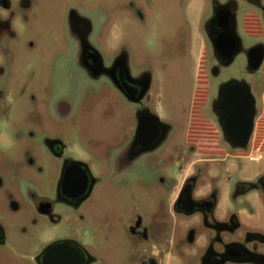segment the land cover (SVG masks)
I'll return each mask as SVG.
<instances>
[{"label": "rangeland", "instance_id": "rangeland-1", "mask_svg": "<svg viewBox=\"0 0 264 264\" xmlns=\"http://www.w3.org/2000/svg\"><path fill=\"white\" fill-rule=\"evenodd\" d=\"M9 1L17 12L10 36L4 34L0 44L7 51L0 54V224L5 231L0 264H30L46 242L59 238L80 242L93 264H144L143 249L168 232L164 210L174 178H181L173 175L179 169L194 179L213 177L204 188L215 194L216 220L228 223L235 217L241 234L262 235L256 240L241 235L245 249L259 257L232 264H264V188L256 180L264 176V146L262 153L248 151L259 159L234 158V149L224 145L225 158L196 162L199 157L185 140L198 109L215 123L212 104L229 81L248 87L264 126V57L255 68L246 57L252 48L264 51V0ZM218 6L229 7L239 41L226 65L215 59L205 30ZM74 14L89 21L90 42L101 56L123 54L132 77L148 76L140 103H127L82 69L67 26ZM201 69L207 85L200 82ZM202 85L208 95L198 106ZM141 108L155 113L168 132L155 151L121 169L131 115ZM47 141L60 142L62 156L84 163L94 179L77 209L55 204V223L30 208L33 193L53 200L59 180L62 162L47 150ZM239 182L257 187H238ZM17 190L24 194L22 202ZM136 217L141 224L131 234ZM143 228L149 234L145 241L138 239Z\"/></svg>", "mask_w": 264, "mask_h": 264}, {"label": "flooded vegetation", "instance_id": "flooded-vegetation-1", "mask_svg": "<svg viewBox=\"0 0 264 264\" xmlns=\"http://www.w3.org/2000/svg\"><path fill=\"white\" fill-rule=\"evenodd\" d=\"M16 8L11 9L9 0H0V44L5 39L4 34L12 31L11 20L16 16ZM227 22V23H226ZM70 37L76 41L77 56L82 69L89 75L91 81L105 84L119 94L127 103H140L147 91L149 78L147 75L132 77L129 73L128 60L123 54L108 58L103 57L90 42L93 30L89 21L77 14L72 15L67 21ZM233 29V20L228 6H218L213 11L211 19L206 23V37L212 42L219 36H226V42H230V29ZM234 32V29H233ZM239 46H235V54ZM7 51L0 46V54ZM215 59L226 65L229 62L215 53ZM234 54V55H235ZM233 55V56H234ZM264 57V56H263ZM201 84L207 85V76H204L203 70L199 71ZM102 79V81H101ZM230 83L229 86L249 92L250 98L242 104L243 113L251 119V129L246 138L235 140L231 138L225 126L227 125V115L222 107L223 85ZM221 85L218 89L216 99L213 101L212 108L216 121L209 123L201 114V108L197 110L195 116H192L189 128L186 132V144L199 157L196 162H208L213 159H223L227 152L224 145L233 148L232 156L234 158L259 159L246 154V149L253 150L254 153H262V141L259 135H256V124L262 113L257 117L255 115L254 100L248 87L241 82L229 81ZM235 85V86H234ZM206 86L199 87L197 96L198 106L205 104L208 91ZM227 87H224V90ZM221 90V92H220ZM225 116V118L223 117ZM243 125L239 132H242L245 126V116H243ZM138 122L140 129L136 133ZM168 132L167 126L161 123L155 113L146 108H141L131 115L129 124V136L124 151L119 155V167L130 164L135 158L143 154L152 153L165 140ZM242 137V136H241ZM240 138V137H239ZM47 150L55 159L62 162L60 176L55 188L53 200L42 195L31 194L30 208L36 217L42 218L46 223H55L58 216L54 214L55 204L61 203L73 209H77L88 197L94 184V179L84 163L71 161L64 158L63 146L58 141H47L45 143ZM221 152V153H220ZM249 153V152H248ZM192 162L191 164H193ZM180 170V169H179ZM175 170L173 175L181 178H174L170 195L167 196V209L164 213L169 220V229L162 240L143 249L145 256L144 264H232L239 262L244 258L256 260L259 256L244 247L241 235L246 239H261L262 235L248 231L241 234V224L235 217L228 219V223L216 220L214 213L216 207L215 194H211L210 189H205V185L211 186V177L203 179L199 177L190 178L188 174L181 175V171ZM71 179L72 185L62 186L63 177ZM203 179V180H202ZM257 182L264 188V176L256 177ZM176 181V182H175ZM83 185V188H82ZM240 185L256 189L255 184L239 182ZM24 199V194L19 190L14 194ZM155 209L160 205V199L155 204ZM155 213V210L153 211ZM155 215L158 221V215ZM130 228L131 234L136 233V227H139L141 220L136 217ZM134 227V228H133ZM156 232V231H155ZM212 234H209V233ZM246 232V231H245ZM148 230L143 228L139 231L138 239L147 240ZM5 244V231L0 224V246ZM135 245V243H134ZM55 246V249L49 250ZM49 251H46V250ZM94 258L85 249V247L75 239L59 238L46 242L35 255H33L30 264H93Z\"/></svg>", "mask_w": 264, "mask_h": 264}, {"label": "water", "instance_id": "water-1", "mask_svg": "<svg viewBox=\"0 0 264 264\" xmlns=\"http://www.w3.org/2000/svg\"><path fill=\"white\" fill-rule=\"evenodd\" d=\"M227 23V22H226ZM230 42L227 43L226 36H219L213 42V49L214 52L217 53L221 58L230 62L235 54V46H239V41L233 32L231 27L230 29ZM264 51L261 47L252 48L247 53V64L250 68L257 67L263 60ZM230 83H226L223 85L221 89L223 91L222 94V109L225 111L227 115V125L225 126V130L227 134L235 139H244L249 134L251 129V117L247 116V107L245 114L243 113V109L245 108L242 102L248 100L250 98L249 92H245V95L241 89L235 88L233 86H229ZM235 86V85H234ZM224 87H227V90H224ZM220 90V92H221ZM243 116H245V126L242 132L239 130L242 128L243 125ZM225 118V116H223ZM140 122H138L136 133L140 129ZM242 136V137H241ZM240 137V138H239ZM73 181L71 179L66 178L65 176L62 179V186L72 185ZM83 188V185H82ZM49 250L55 249V246H50ZM48 249L46 251H49Z\"/></svg>", "mask_w": 264, "mask_h": 264}, {"label": "trees", "instance_id": "trees-1", "mask_svg": "<svg viewBox=\"0 0 264 264\" xmlns=\"http://www.w3.org/2000/svg\"><path fill=\"white\" fill-rule=\"evenodd\" d=\"M262 118L258 120L257 124H256V135L260 136V139L262 141V146H264L263 144V139H264V126L262 124ZM262 148V147H261ZM252 149V148H251ZM249 149V150H251ZM248 148L246 149V154H248ZM221 153V152H220Z\"/></svg>", "mask_w": 264, "mask_h": 264}]
</instances>
